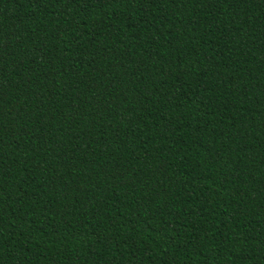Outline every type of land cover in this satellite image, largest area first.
I'll return each instance as SVG.
<instances>
[{"label":"trees","instance_id":"1","mask_svg":"<svg viewBox=\"0 0 264 264\" xmlns=\"http://www.w3.org/2000/svg\"><path fill=\"white\" fill-rule=\"evenodd\" d=\"M0 264H264V0H0Z\"/></svg>","mask_w":264,"mask_h":264}]
</instances>
